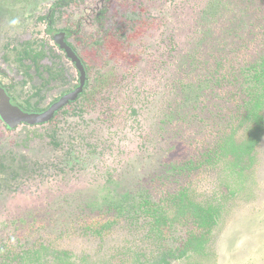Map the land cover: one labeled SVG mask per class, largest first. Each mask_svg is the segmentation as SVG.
Returning <instances> with one entry per match:
<instances>
[{"label":"rangeland","instance_id":"374dc122","mask_svg":"<svg viewBox=\"0 0 264 264\" xmlns=\"http://www.w3.org/2000/svg\"><path fill=\"white\" fill-rule=\"evenodd\" d=\"M53 1L0 3V80L19 101L33 96L41 66L49 62L20 65L13 51L26 41L57 49L48 25L36 20ZM77 2L57 27L82 23L81 52L92 67L91 84L100 86L104 76L108 86H101L93 106L71 104L49 123L7 131L0 121V155L10 169L0 174V264H150L162 247H174L184 231L160 237L143 213L101 234L86 230L85 222L100 219L88 205L102 203L109 192H145L164 171L162 164L188 149L183 138H206V120L219 113L213 108L222 109L225 96L219 89L222 98L215 96L217 105L207 110L196 103L195 89L178 87L193 63L236 56V46L246 59L263 51L259 42L253 49L246 45L255 38V24L264 23V0ZM110 29L120 33L117 53L99 42ZM66 85L43 88L38 104L46 107ZM243 136L241 128L237 138ZM260 137L249 166L228 157L185 180L191 197L218 206L220 216L206 254L173 264H264V124Z\"/></svg>","mask_w":264,"mask_h":264},{"label":"trees","instance_id":"16d2710c","mask_svg":"<svg viewBox=\"0 0 264 264\" xmlns=\"http://www.w3.org/2000/svg\"><path fill=\"white\" fill-rule=\"evenodd\" d=\"M6 1L0 0V3ZM255 28V38L250 42L251 45L247 42L246 46L252 48L259 42L263 51L257 49L256 55L246 59L236 46V56L232 52L228 53L229 57L219 55L213 65L207 66L193 63V67L177 84L181 89L188 86L195 89L192 92L197 97L196 103L207 110L210 105H217L214 97L222 98L218 90L223 88V107L213 108L219 109V113L206 120V138H183L181 141L188 149L179 153L176 159L165 161L162 164L164 171L151 178V187L145 189V192L127 190L114 196L109 192L102 203L88 205L91 211H99L100 219L85 222L86 230H95L101 234L127 216L129 218L136 213H143L146 218L152 219L160 237H172L176 229L184 231V234L177 237L174 247H162L160 253L154 255V260L148 261L150 264H173V261L191 255L206 254L218 224L220 209L195 201L185 180L202 166H210L224 158L232 157L235 164L246 166L254 160L264 124V23L255 24ZM24 53L27 56L31 54L28 50H24ZM197 69L200 72L195 73ZM203 69L208 72V79L202 73ZM97 82L100 86L89 83L90 88L81 95V109L96 104L99 101L97 96L102 94L101 86H108L104 76ZM241 128L244 136L237 138ZM174 183L175 186L172 185ZM151 188L159 193L157 199H153Z\"/></svg>","mask_w":264,"mask_h":264},{"label":"flooded vegetation","instance_id":"af4514ba","mask_svg":"<svg viewBox=\"0 0 264 264\" xmlns=\"http://www.w3.org/2000/svg\"><path fill=\"white\" fill-rule=\"evenodd\" d=\"M77 1L82 0H54L49 8L45 11V13L38 15L36 20L46 23L48 25V31L52 34L53 39L55 41V45L57 47L54 48L53 51L48 50L47 42H39V46L31 45L29 41L24 42L22 47H16L13 52H15L16 59L20 62L19 64H25L24 62H29L28 64H33L34 67H40L41 62H49L47 64H43L41 69L44 71L41 74L42 79L40 81V86L37 87V90L33 93V96L30 98H25L26 101H19L14 93H12V87L3 83L0 80V84H2L12 97L14 103L20 105L23 109L29 112H42L48 109L51 105H53L56 101H58L62 96L69 93L79 86L81 83V71L78 66L75 64L74 60L69 56L67 50L59 45V36L63 38V40L73 49V51L80 58L81 63L83 64L86 74L87 81L84 87L83 92L75 99L67 102L64 106H62L56 113L45 122H37L35 124H29L22 122L17 124L14 127H10L0 116V121L4 124L5 128L8 130H15L17 127L23 124L27 125H38L52 122L55 120L59 114L65 109V107L77 103L81 99V95L90 88L91 83V65L86 61L83 53L81 52V44L84 42L81 35H79V28L82 27V23L80 21H71L68 26L65 27H57V24L61 21L62 16L65 14V9L68 5H72L73 3H78ZM112 0H109L111 2ZM146 23L145 21H143ZM121 24H126L121 22ZM113 29V28H112ZM112 29H110L107 34L103 35V37L99 38V42L104 46V48L111 49L114 53H117L118 49L121 47L120 42V33L114 34ZM73 38V40H72ZM45 47V50L43 49ZM9 49L10 47L7 46ZM24 50H28L31 54L29 56L25 55ZM35 53L37 55H35ZM48 55L46 56V54ZM52 58V60L49 58ZM26 68H29L30 65H24ZM72 68L76 71V76L78 77V82L75 85L70 84V80L73 77ZM67 82L66 87L61 91V94L53 99L46 107H42L38 104L39 101L43 100V97L40 96L41 90L44 88L52 87L56 83ZM89 85V87H88ZM37 98L35 101L32 99ZM32 98V99H31ZM4 169H7L5 161L3 160V156L0 155V174H3ZM10 170V169H7Z\"/></svg>","mask_w":264,"mask_h":264},{"label":"water","instance_id":"95a60500","mask_svg":"<svg viewBox=\"0 0 264 264\" xmlns=\"http://www.w3.org/2000/svg\"><path fill=\"white\" fill-rule=\"evenodd\" d=\"M59 45L67 50L69 56L74 60L75 64L80 69L81 83L77 88L62 96L58 101L42 112L26 111L20 105L13 102L7 89L0 84V116L10 127H14L22 122L29 124L45 122L52 118L56 111L67 102L75 100L83 92L87 81V74L80 58L61 36H59Z\"/></svg>","mask_w":264,"mask_h":264}]
</instances>
